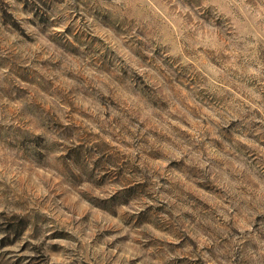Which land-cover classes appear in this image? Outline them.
<instances>
[{
    "label": "rangeland",
    "instance_id": "obj_1",
    "mask_svg": "<svg viewBox=\"0 0 264 264\" xmlns=\"http://www.w3.org/2000/svg\"><path fill=\"white\" fill-rule=\"evenodd\" d=\"M0 264H264V0H0Z\"/></svg>",
    "mask_w": 264,
    "mask_h": 264
}]
</instances>
